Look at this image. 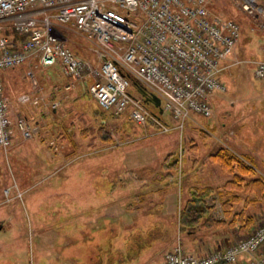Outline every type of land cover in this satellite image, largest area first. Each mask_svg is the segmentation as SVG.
Segmentation results:
<instances>
[{"label": "rangeland", "instance_id": "obj_1", "mask_svg": "<svg viewBox=\"0 0 264 264\" xmlns=\"http://www.w3.org/2000/svg\"><path fill=\"white\" fill-rule=\"evenodd\" d=\"M260 2L264 4V0ZM209 11L239 22L241 36L231 58L238 63L220 74L225 91L215 92L210 99L211 116L191 113L182 128L160 132L152 121L140 125L126 113L103 111L80 86L87 78L75 81L76 87L64 89L68 81L57 73L56 65L48 71H56L52 76L58 81L57 89L46 82L42 73L46 67L35 66L33 60L29 66L33 83L28 73L18 71L20 67L5 69L18 75L8 84L2 83L0 76L10 112L25 116L32 124L35 121L37 125L33 126L41 128L42 136L48 133L50 137L40 143L59 160L53 164L22 162L17 168L10 159L2 160V172L16 181L1 187L0 264H111L94 258L97 250L112 251L110 246L104 247L110 243L107 231L96 229L101 223H89L94 227L86 231L84 220L96 218L109 219L105 222L119 229L120 258L112 264H133L143 256L134 264H143L147 258L161 264L166 251L177 241L187 253L194 254L185 244L194 235L186 237L178 226L188 188L197 185L194 181L223 185L229 178L210 161V153L222 146L247 155L264 176V81L253 75L255 62L263 55L264 31L232 0H215ZM61 30L75 53L92 65L98 64L91 41L73 28ZM134 83L131 77L130 90L138 94ZM22 93L40 100L36 104L21 103L18 97ZM147 106L161 122L171 127L179 124L160 107ZM174 158L177 168L167 165ZM28 165H34L35 171L27 176ZM111 188L116 191L114 195ZM87 189L86 197L82 192ZM107 202L110 204L105 205ZM245 214L253 216V223L241 233L244 237L264 221V200L250 204ZM132 228H140L144 236L128 240ZM203 231L195 236H202Z\"/></svg>", "mask_w": 264, "mask_h": 264}, {"label": "built area", "instance_id": "obj_2", "mask_svg": "<svg viewBox=\"0 0 264 264\" xmlns=\"http://www.w3.org/2000/svg\"><path fill=\"white\" fill-rule=\"evenodd\" d=\"M232 1L264 31L260 0ZM214 2L0 0V72L30 60L35 66L57 65L75 81L87 78V92L102 109L115 115L126 113L140 125L152 121L160 132L182 128L191 113L211 116L210 99L215 92L225 91L220 74L238 63L231 58L240 40V24L210 12ZM62 28H73L94 44L97 65L66 44ZM262 50L253 75L264 81V46ZM28 76L34 78L32 72ZM130 76L138 84V94L130 90ZM142 92L156 96L162 112L179 124L171 127L161 122L147 106L154 104L145 101ZM18 98L21 103L40 100L27 93ZM9 113L0 81V147L4 149L11 142L13 125L23 138L34 132L26 118L12 119ZM238 263L264 264V221L247 236L201 255L187 253L180 241L164 254V264Z\"/></svg>", "mask_w": 264, "mask_h": 264}, {"label": "trees", "instance_id": "obj_3", "mask_svg": "<svg viewBox=\"0 0 264 264\" xmlns=\"http://www.w3.org/2000/svg\"><path fill=\"white\" fill-rule=\"evenodd\" d=\"M134 84L138 87L136 81ZM209 159L219 165L229 178L218 188L194 186L187 189L188 195L178 215L179 231L186 237L194 235L192 237L194 239L202 229L207 231L212 228L237 225V230L245 233L253 223V216H247L245 208L264 200V176L258 173L257 166L249 156L238 155L227 147H218L210 153ZM167 165L177 168L176 159H172ZM242 193L246 196L243 199L240 198ZM241 199L242 207L237 209ZM106 224H109V221ZM139 229H133L134 231L128 233V240L136 241L139 238L137 235L144 236Z\"/></svg>", "mask_w": 264, "mask_h": 264}, {"label": "crops", "instance_id": "obj_4", "mask_svg": "<svg viewBox=\"0 0 264 264\" xmlns=\"http://www.w3.org/2000/svg\"><path fill=\"white\" fill-rule=\"evenodd\" d=\"M31 65H32V61L31 60L26 62V63H23V64L17 66V67H20V68H18V71L22 70L24 73L27 74V73H29V66H31ZM52 67H55V66H52ZM52 67H46L45 70L42 71V73L45 74V80L48 83V85L50 86V88L57 89L56 85H57L58 81H55V78L52 76L53 75L52 73L56 72V71H52V73H51V71H48V69L52 68ZM57 67H58L57 73L58 74H62L67 79L65 81L66 82L68 81L67 84H63L64 89H71L73 87H76V85L74 83L75 80L71 79L70 77L65 76L61 72L59 66H57ZM14 68H16V67H14ZM14 68H10V69L14 70ZM24 69H25V71H24ZM12 70L9 71V72L6 71V70H2L0 72L2 83H3V81L6 84H8L9 82L14 83V81L18 79V75L16 74L17 71H12ZM14 75H15V77H14ZM87 85H88L87 81H83V83L80 84V86H82V88L84 89L85 93H88L87 92ZM61 89H60V92H61ZM50 93H51V90L48 93V96L51 98L52 95ZM42 100H43V98H42ZM46 100H47L46 102L48 103L49 102V98H46ZM16 102L19 103L18 101H16ZM52 112H54V109H52ZM10 115H11L12 119H14V117L16 116V115H13L11 112H10ZM16 117H19V115H17ZM24 118H26V117L24 116ZM27 121L31 125H33V124L37 125V123L35 121L33 122V124L30 121V119H27ZM42 134L43 133L41 131V128L36 130V128L34 127V132H33L32 136L29 137V138H23V137H21L20 133L18 132V130L13 125V134H12V139H11V142H10L9 146L6 149L0 147V183H1L0 184V201L3 199V196H4L3 193L1 192V187H3L4 185L9 184L10 182L16 181V179L14 177H13V179L9 180L8 176H7V173L6 172H2L3 170L1 168V166L3 164L2 160L4 158H5V161H6V158L10 159L11 160V165H13V163H14L13 167H15V168L18 167L17 163H22V162H27L29 164H31V163L33 164L35 162V164H36V161H39L38 162L39 164H43V163H45V164H49V163L53 164V163L56 162V160H59V159L56 158L55 155H53V154L50 155L48 153V150L46 149V146L42 145L40 143L42 138L46 139V136L50 137L48 135V133H45L44 134L45 136H42ZM4 152H6L7 154L5 155ZM28 166H30V167H28ZM28 166H27L28 167L27 171H25L27 176L29 175V173L35 171L34 170V165H28ZM5 167H7V165H5ZM6 171L10 172L8 169ZM28 171H30V172H28ZM194 183L197 184L195 186H211V187H214V188H218V187L222 186L221 184L214 185V184H206V183L199 185L197 183V181H194ZM88 192H89V190L87 189L85 192L83 191L82 193L84 195H86V197H87ZM111 192L114 195L116 191L114 192V189L111 188ZM102 197L104 198V196H102ZM113 201H114V199L112 198L110 203H112ZM116 201H117V199H116ZM108 203L109 202H107L105 205H107ZM239 204H240V202L237 204L238 207H239ZM86 209H88V205H87ZM86 209H85V211H86ZM217 209H218V207H217ZM245 212H246V208H245ZM87 216H88V214H86V216H84V217H87ZM105 220H109V219H105V218L97 219L96 218V220H94V221H92V220L91 221L84 220V225L86 227V231H88V229L91 230L94 227V226H90L91 224L97 225L98 223H101L100 225H98L96 227V229L97 230H101L102 232H103V230L107 231V237L109 238L110 243L107 242V244L104 245V247L110 246L112 248V251L108 252L106 250H104V251H101V250L98 251L97 250V251H95V257L94 256H92V257L97 258V261L100 260V258H102L104 263L106 262V263H111L112 264L113 262H117L119 260V258H120L119 250H120L121 245H120V242H119V239H118L119 238V236H118L119 229H118L117 225H114V223L106 224L107 222L105 223ZM94 222H96V223H94ZM89 223H91V224H89ZM224 228L223 227L222 228L219 227L217 229H212V230L209 229L207 231H204L202 233L203 234L202 236H197L194 239L186 240L185 241L186 242L185 243L186 244V248L188 250L194 252L195 254H202V253L210 251V250H212L214 248L221 247V246H226V245L230 244L235 238L244 237V235L242 236L241 232H239L237 230L238 229L237 225L235 227L224 226ZM84 235L87 238V233H85ZM114 235H116V236L114 237ZM1 244H2V242H0V246H1ZM114 248H115V251H114ZM203 250H205V251H203ZM114 252H116V253L114 254ZM143 258H144V256H143ZM143 258L140 257V261L135 259V261H132V262H133V264L137 263V262H141V260ZM245 259H246V256L242 257L241 261L245 260ZM142 263L143 264H154L155 262H154V260H151V259L147 258L146 261H142ZM95 264H96V262H95ZM161 264H164V260L161 262Z\"/></svg>", "mask_w": 264, "mask_h": 264}, {"label": "water", "instance_id": "obj_5", "mask_svg": "<svg viewBox=\"0 0 264 264\" xmlns=\"http://www.w3.org/2000/svg\"><path fill=\"white\" fill-rule=\"evenodd\" d=\"M142 96L144 97L145 101L152 102L154 106L159 107L160 101L156 96H147L145 92H142Z\"/></svg>", "mask_w": 264, "mask_h": 264}]
</instances>
